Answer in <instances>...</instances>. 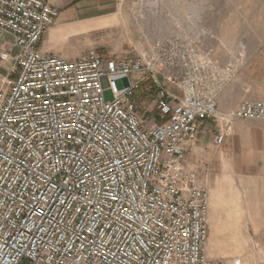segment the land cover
Instances as JSON below:
<instances>
[{
  "label": "built area",
  "instance_id": "1",
  "mask_svg": "<svg viewBox=\"0 0 264 264\" xmlns=\"http://www.w3.org/2000/svg\"><path fill=\"white\" fill-rule=\"evenodd\" d=\"M57 14L0 0V264H241L206 255L207 176L186 154L202 119L218 118V146L233 118L264 120V100L220 114L226 68L186 37L110 58L45 52ZM144 75L159 123L137 112Z\"/></svg>",
  "mask_w": 264,
  "mask_h": 264
},
{
  "label": "rangeland",
  "instance_id": "2",
  "mask_svg": "<svg viewBox=\"0 0 264 264\" xmlns=\"http://www.w3.org/2000/svg\"><path fill=\"white\" fill-rule=\"evenodd\" d=\"M166 36L186 37V42L197 50V55L217 60L224 71L226 68L228 78L218 93L217 107L220 114L227 115L234 105L229 104L226 96L219 104L220 94L238 80L250 58L249 52L264 49V0H123L108 26L78 37L82 50L76 57L88 50H95L103 58L124 55L143 47L148 41ZM102 84L106 87V78L102 79ZM116 85L121 88L124 84L117 79ZM155 90L151 76L144 75L136 91V104L139 116L146 123L161 121L151 101ZM234 90L237 95L240 92L241 100L252 99L243 95L242 89ZM253 91L256 96L257 91L263 92L257 88ZM105 95L108 97L109 93ZM259 99L264 100V97ZM209 119L216 124L218 132V118ZM231 131L232 125L229 133ZM199 135L186 158L188 165L195 168L200 176H207L209 214L211 201L219 204L216 211L223 224L231 223L233 212L239 213L238 232L231 233V228H225L218 233L220 238H216L208 222L206 255L227 260L239 258L241 264H264V193L259 191L261 186L248 178L214 177L212 161L203 156L207 151L212 154L220 145L215 146L211 139L210 144L202 149L193 150L195 144L199 145ZM213 194L217 198H211ZM219 194H224L226 204L222 205ZM219 240L220 245L216 247Z\"/></svg>",
  "mask_w": 264,
  "mask_h": 264
},
{
  "label": "crops",
  "instance_id": "3",
  "mask_svg": "<svg viewBox=\"0 0 264 264\" xmlns=\"http://www.w3.org/2000/svg\"><path fill=\"white\" fill-rule=\"evenodd\" d=\"M47 1L58 8V14L55 16L52 25L43 34L39 47L45 52L74 58L82 50L79 47L78 37L108 26L112 17L118 13L123 0ZM4 36L9 39V35ZM1 44L2 40L0 39V46ZM249 54L250 58L242 68L243 72H241L238 80L228 85L220 94L219 104L224 102L226 96L229 104L234 105V108L237 106L241 100L240 92L239 95L235 94L234 88L242 89L243 95L251 97V100H260L259 97H264V49H255ZM8 64L10 61L0 63V72L4 73L5 66ZM254 88L263 90V92L257 91L258 96H256L253 91ZM199 133V145L195 144L193 150H197L199 147L202 149L203 146L210 144L211 139L217 133L216 124L213 123L212 119H202ZM207 152L203 158L212 161L214 177L227 175L233 178H248L254 181L256 185H260L259 191L264 193V120L233 118L232 131L224 136L216 151L212 154ZM213 180L215 181L214 178ZM223 195H217L222 200V205L226 204L223 201ZM211 198L217 197L213 194ZM218 205L217 202L213 204L211 201L210 208L212 210L210 214L208 211V222L216 238H220L218 233L225 228H231V233L238 232L239 213L233 212L230 215L233 218L230 220L231 223L223 224L218 211H216ZM222 224L226 227L223 228ZM217 242L216 247L220 245L221 241Z\"/></svg>",
  "mask_w": 264,
  "mask_h": 264
}]
</instances>
